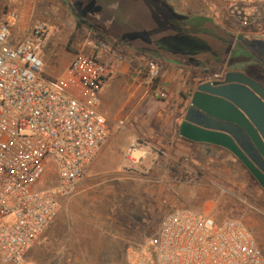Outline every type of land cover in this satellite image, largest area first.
Returning <instances> with one entry per match:
<instances>
[{"label":"rangeland","instance_id":"obj_1","mask_svg":"<svg viewBox=\"0 0 264 264\" xmlns=\"http://www.w3.org/2000/svg\"><path fill=\"white\" fill-rule=\"evenodd\" d=\"M161 1L186 18H195L177 24ZM200 2L204 8L192 12L175 0H0V15L10 7L20 9L21 22L12 37L27 35L35 23L48 27L42 51L45 73L60 82L73 58L88 51L87 41L99 46L103 61H108L115 49H128L129 41L148 55L161 47L190 53L186 64L203 74L216 69L221 73L243 69L250 64L264 68V56L260 58L252 47L239 50L240 42L214 33L206 18L214 20L225 11V27L233 24L235 30L259 33L261 37L264 24L242 28L229 17L223 2ZM83 13L86 18H82ZM120 38L124 45L119 43ZM145 143L138 141L132 150L141 149ZM140 153V158L132 156V163L116 173L102 171L99 186L77 205L62 209L31 247L28 260L34 264H126L127 248L155 237L163 218L173 211L169 204H163L162 210L154 207L158 206L161 178L165 185L172 180L194 186L200 202L215 203L217 219L244 221L264 252V191L238 161L203 150L192 152L172 143Z\"/></svg>","mask_w":264,"mask_h":264},{"label":"built area","instance_id":"obj_2","mask_svg":"<svg viewBox=\"0 0 264 264\" xmlns=\"http://www.w3.org/2000/svg\"><path fill=\"white\" fill-rule=\"evenodd\" d=\"M220 1L242 28L259 26L264 17V0ZM20 22L17 7L0 15L1 264H34L29 250L57 219L62 201L78 193L110 125L126 127L100 109V93L118 71L119 49L103 61L99 46L87 41L88 51L73 58L60 82L45 73L48 27L35 23L27 35L12 37ZM142 74L156 87L161 69L150 62ZM125 255L126 264H264L244 221L190 208L168 213L155 237L129 246Z\"/></svg>","mask_w":264,"mask_h":264},{"label":"crops","instance_id":"obj_3","mask_svg":"<svg viewBox=\"0 0 264 264\" xmlns=\"http://www.w3.org/2000/svg\"><path fill=\"white\" fill-rule=\"evenodd\" d=\"M175 1L178 6L186 7L192 12L204 8L200 0ZM161 3L168 14L174 15L177 24L195 18L194 16L186 18L183 13L175 12L166 2L161 1ZM225 17L227 14L224 11L220 17H216L214 20L208 17L206 21L208 20L207 23L214 33L231 42H240L241 48L239 50H248L250 47L253 48L252 44L264 41V37H261L259 33L244 34L241 30H235L233 24L225 27ZM198 22L202 23L201 21ZM263 24L264 17L259 26ZM118 41L122 45L125 44L121 38ZM127 43L128 49L120 50L119 55L121 57L117 74L100 93V109L107 112L115 120H124L126 127L119 129L114 124L110 125L111 136L107 144L95 159L90 175L79 186L76 196L62 201V209L64 210L77 205L86 193L100 185L98 180L103 176L100 175L102 171L116 173L121 166L125 167L127 163H132L130 158L134 151L149 152L156 146L165 147V145L172 143L176 144L178 148L191 149L192 152H195V149L203 150L211 155L224 156L226 159L234 161V158L229 156L225 149L191 143L179 136V127L183 122V115L188 106L185 98L203 81V73L197 71L196 67L186 64L185 60L190 58V53L178 51L177 48L169 50L161 47L155 49V53L148 55L142 47L129 41ZM150 62H155L161 69L157 88L150 86L142 74L147 71ZM243 69H229L226 72H244ZM226 72L216 75L223 76ZM159 88L166 92L167 98L161 97ZM140 140L146 143L141 149L132 150V147ZM159 181L158 206H154L158 210H162L163 204H169L172 210L190 208L214 212L215 203L211 201L200 202L199 191L194 186L187 187L184 183L173 182L172 180L165 185L163 184L164 178L159 179ZM94 183L97 184L94 185ZM261 205L263 206L262 203Z\"/></svg>","mask_w":264,"mask_h":264},{"label":"water","instance_id":"obj_4","mask_svg":"<svg viewBox=\"0 0 264 264\" xmlns=\"http://www.w3.org/2000/svg\"><path fill=\"white\" fill-rule=\"evenodd\" d=\"M185 101L179 136L231 152L264 189V85L230 71L202 81Z\"/></svg>","mask_w":264,"mask_h":264},{"label":"flooded vegetation","instance_id":"obj_5","mask_svg":"<svg viewBox=\"0 0 264 264\" xmlns=\"http://www.w3.org/2000/svg\"><path fill=\"white\" fill-rule=\"evenodd\" d=\"M77 4H79V6H81L82 4L80 2H77ZM82 18H86L84 13L82 15ZM254 50L257 52V54L260 56V58H263L261 56H264V41H259V42H256V44H252ZM250 65H256V64H250ZM261 65V64H259ZM249 66V65H247ZM262 66V65H261ZM246 68V66H245ZM245 68L243 69L245 73ZM218 69H216L215 71H217ZM246 74V73H245ZM216 74H211V72H207V73H204L203 76H202V80H208V79H212V78H215ZM252 78V77H251ZM260 83V82H259ZM262 84V83H261ZM264 85V84H263ZM227 154H229V156L233 157L234 160L238 161L242 167L244 168V170L248 173L249 177H251L257 184L258 186L264 191V189L261 187V185L259 184V182L257 181V179L252 175V173L245 167V165L240 161L238 160L231 152L229 151H225Z\"/></svg>","mask_w":264,"mask_h":264},{"label":"trees","instance_id":"obj_6","mask_svg":"<svg viewBox=\"0 0 264 264\" xmlns=\"http://www.w3.org/2000/svg\"><path fill=\"white\" fill-rule=\"evenodd\" d=\"M221 73L220 70L214 71L213 74ZM245 73L255 79L256 81L264 84V68L263 66L256 64V65H249L245 68Z\"/></svg>","mask_w":264,"mask_h":264},{"label":"bare ground","instance_id":"obj_7","mask_svg":"<svg viewBox=\"0 0 264 264\" xmlns=\"http://www.w3.org/2000/svg\"><path fill=\"white\" fill-rule=\"evenodd\" d=\"M134 154H133V157L134 158H140V154H142V153H139V152H137V151H135V152H133Z\"/></svg>","mask_w":264,"mask_h":264}]
</instances>
